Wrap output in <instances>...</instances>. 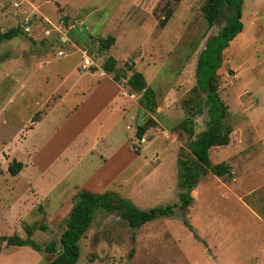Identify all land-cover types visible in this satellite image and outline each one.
I'll return each mask as SVG.
<instances>
[{
	"label": "rangeland",
	"instance_id": "rangeland-1",
	"mask_svg": "<svg viewBox=\"0 0 264 264\" xmlns=\"http://www.w3.org/2000/svg\"><path fill=\"white\" fill-rule=\"evenodd\" d=\"M204 1L0 0V34L18 32L0 42V237L25 238L28 226L33 241L55 249L0 242V264H50L82 189L140 210L178 204L177 159L191 140L173 128L193 118L196 134L205 129L197 58L228 18L208 26ZM240 21L214 82L230 140L208 152L229 175L206 170L184 213L176 207L137 229L98 210L76 264H264V0H242ZM108 57L112 73L102 69ZM130 68L153 91L154 112L127 87ZM113 154L123 155L121 168L97 185ZM13 160L23 164L15 176Z\"/></svg>",
	"mask_w": 264,
	"mask_h": 264
},
{
	"label": "trees",
	"instance_id": "trees-1",
	"mask_svg": "<svg viewBox=\"0 0 264 264\" xmlns=\"http://www.w3.org/2000/svg\"><path fill=\"white\" fill-rule=\"evenodd\" d=\"M241 4L242 0H205L201 10L208 26H213L226 11L228 18L224 26L218 31L217 35L210 37L203 50L197 58L195 71L196 84L194 90L198 95L205 93L202 99V107L197 106L196 113L202 115L206 113L205 129L199 133L194 131L193 118H186L176 125L174 130H181L190 138L188 147L191 148L188 157H179L177 159V188L178 204L157 206L147 210H140L133 206L128 199H122L112 192L93 193L87 190H80L77 193V199L70 209L66 227L63 230L59 240V252L51 260L50 264H76L79 258V241L89 229L96 212L98 210L111 213L118 212L126 224L137 229L152 222L158 218H167L175 215L177 207L182 213L192 204L190 192L195 188L200 177L206 173V170L221 177L229 175L228 168L222 164L211 166L209 159V150L213 147L226 146L229 143L231 133L222 119L224 118V107L215 91L216 70L222 64L221 54L241 31ZM17 30L11 29L8 32L0 34V42L10 40L16 35ZM114 39L107 37L100 40V46L106 49L112 44ZM115 60L108 57L102 69L106 73L114 71ZM127 87L132 93L140 95V106L148 113L155 110L156 103L154 93L146 88L143 75L140 72L133 71L130 68V76L125 77ZM113 80H118L113 76ZM205 108V110H203ZM36 116L32 122H36ZM147 130L146 124L136 125L135 137L141 139ZM23 167L21 162L13 160L8 165V173L15 176ZM264 209V208H263ZM264 213V211H263ZM26 237L21 238L17 235L0 237V242L7 246H28L38 252L53 253L55 249L53 244L42 247L30 237L32 230L25 227Z\"/></svg>",
	"mask_w": 264,
	"mask_h": 264
},
{
	"label": "crops",
	"instance_id": "crops-1",
	"mask_svg": "<svg viewBox=\"0 0 264 264\" xmlns=\"http://www.w3.org/2000/svg\"><path fill=\"white\" fill-rule=\"evenodd\" d=\"M119 108H120V105H119ZM127 150H128V148H127ZM127 154H129L128 151L126 152V156H127ZM122 160H124L123 155L113 154L110 157H107V161H106L107 165H105L99 171V173L97 175V182H95V183H97V185H101L103 183V180H106V179L109 180L110 178L114 177L116 175V172L121 168V167H119V168L115 169V165L120 164V161H122ZM123 163H124V161H123ZM121 165H123V164H121ZM92 185L94 186V184H92ZM82 190H85V189H82ZM87 191H89V190H87ZM90 192H92V191H90ZM93 193H101V192H93Z\"/></svg>",
	"mask_w": 264,
	"mask_h": 264
},
{
	"label": "water",
	"instance_id": "water-1",
	"mask_svg": "<svg viewBox=\"0 0 264 264\" xmlns=\"http://www.w3.org/2000/svg\"><path fill=\"white\" fill-rule=\"evenodd\" d=\"M144 121H145V119L143 120V122ZM141 124H142V120H139L138 125H141ZM189 152H191V148H188V152H186L183 157H186Z\"/></svg>",
	"mask_w": 264,
	"mask_h": 264
},
{
	"label": "built area",
	"instance_id": "built-area-1",
	"mask_svg": "<svg viewBox=\"0 0 264 264\" xmlns=\"http://www.w3.org/2000/svg\"><path fill=\"white\" fill-rule=\"evenodd\" d=\"M57 54H58V56H62L63 55L62 51H59Z\"/></svg>",
	"mask_w": 264,
	"mask_h": 264
}]
</instances>
